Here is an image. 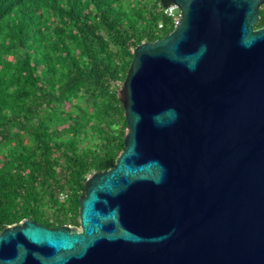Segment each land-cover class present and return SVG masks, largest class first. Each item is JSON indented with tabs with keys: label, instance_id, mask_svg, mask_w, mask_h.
<instances>
[{
	"label": "water",
	"instance_id": "obj_1",
	"mask_svg": "<svg viewBox=\"0 0 264 264\" xmlns=\"http://www.w3.org/2000/svg\"><path fill=\"white\" fill-rule=\"evenodd\" d=\"M164 1L181 21L134 50L80 227L7 225L0 264H264V0Z\"/></svg>",
	"mask_w": 264,
	"mask_h": 264
},
{
	"label": "trees",
	"instance_id": "obj_2",
	"mask_svg": "<svg viewBox=\"0 0 264 264\" xmlns=\"http://www.w3.org/2000/svg\"><path fill=\"white\" fill-rule=\"evenodd\" d=\"M167 4L0 0V231L24 218L80 227L87 177L124 149L117 85L138 44L174 29Z\"/></svg>",
	"mask_w": 264,
	"mask_h": 264
},
{
	"label": "built area",
	"instance_id": "obj_3",
	"mask_svg": "<svg viewBox=\"0 0 264 264\" xmlns=\"http://www.w3.org/2000/svg\"><path fill=\"white\" fill-rule=\"evenodd\" d=\"M164 13L171 19L174 28L180 23L181 21V12L179 6L176 3H168L163 7ZM159 27H163V23H159ZM65 195H62L64 197Z\"/></svg>",
	"mask_w": 264,
	"mask_h": 264
},
{
	"label": "rangeland",
	"instance_id": "obj_4",
	"mask_svg": "<svg viewBox=\"0 0 264 264\" xmlns=\"http://www.w3.org/2000/svg\"><path fill=\"white\" fill-rule=\"evenodd\" d=\"M117 86H118V87H119V89H120V88L122 87V83L118 84Z\"/></svg>",
	"mask_w": 264,
	"mask_h": 264
}]
</instances>
